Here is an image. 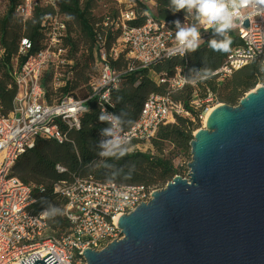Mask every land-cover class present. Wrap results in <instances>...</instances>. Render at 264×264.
Wrapping results in <instances>:
<instances>
[{
    "label": "built area",
    "instance_id": "built-area-1",
    "mask_svg": "<svg viewBox=\"0 0 264 264\" xmlns=\"http://www.w3.org/2000/svg\"><path fill=\"white\" fill-rule=\"evenodd\" d=\"M120 3L119 0H114ZM127 7L119 9L116 17L107 14L95 26L98 76L88 84L86 98H78L67 93L58 99L47 102L46 92L41 82L47 71H51L53 88L65 85L59 80L63 74L73 73V60L69 59L66 20L58 13L55 3L50 0H21L15 13L22 22L28 20L37 5L49 6L52 13L47 14L41 24L43 32L42 49L29 53L31 44L22 39L17 58H24L21 65L13 70L16 94L11 111L0 113V264H26L34 257L41 261L51 255L57 264H86L82 252H99L113 241L122 239L117 228L119 217L130 214L140 204L148 203L154 189L141 185L101 184L90 179H80L71 175L70 180L52 184L55 195L64 199L63 217L70 229L57 235L48 223L46 209L37 208L34 187L23 184L13 175V167L27 151L31 150L39 138L54 140L59 144L69 143V137L62 132L59 123L69 131L80 129V118L89 110L88 102L98 100V107L108 130L101 138L103 152L110 142L118 141L119 149L147 152L157 129L173 122L174 114L183 113L181 106L175 104L168 94L149 95L145 100L139 118L129 128H122L113 113L110 95L118 90L122 76L135 66L146 68L163 59L184 57L186 51L176 39L173 22L158 23L146 13L141 14L145 22L141 26H130L138 14ZM124 3V4H125ZM234 32L240 41L227 55L220 68L213 73L217 81L230 77L232 73L258 62L263 71L264 64V3L252 0L238 9ZM247 23V26H245ZM188 26L187 23L181 22ZM201 40L212 37V29L200 19L197 26ZM102 32H100L99 30ZM118 32L115 41L108 45V34ZM124 56L128 68L117 71L112 62ZM160 83L166 81L160 80ZM178 71L176 78L168 82L169 89L178 90L185 85ZM192 106L204 108L199 116L218 106L216 98L208 93L202 101L194 99ZM203 116V117H202ZM58 174L66 170L56 166ZM188 167L184 168L183 178H187ZM38 190L43 192L42 187Z\"/></svg>",
    "mask_w": 264,
    "mask_h": 264
},
{
    "label": "trees",
    "instance_id": "trees-1",
    "mask_svg": "<svg viewBox=\"0 0 264 264\" xmlns=\"http://www.w3.org/2000/svg\"><path fill=\"white\" fill-rule=\"evenodd\" d=\"M6 1L7 12L0 19V113L2 115H7L11 111L16 94L12 61L17 58L20 42L22 39L28 40L31 44L30 54L42 49L44 36L41 24L45 16L53 11L49 6L37 5L32 16L21 23V19L15 13L21 0ZM50 1L55 3L58 13L66 20L68 29L65 45L69 47V59L72 60L77 51V45L71 37V25L78 30L90 47L95 46V24L92 22L91 13L98 0ZM130 3L138 14L134 21L128 23L130 26L143 25L145 22V18L141 16L143 13L151 16L158 23L179 20L187 25L198 26L200 20L197 19L195 10L193 13L181 10L173 14L171 0H130ZM118 35V32L108 34V45L111 44V40L114 42ZM227 35L233 41L231 49L240 45L234 32H228ZM211 38L201 42L196 51L187 52L184 57L163 59L146 68L135 66L132 71L122 76L120 88L111 93V112L124 129H129L137 121L145 100L152 94L158 96L168 94L175 104L181 106L183 113L188 114H174L172 123L160 126L147 152H130L126 147L123 150L128 154L122 157L120 150L112 155L102 154L101 138L105 136L108 124L100 113L98 100L94 99L88 102L89 110L81 116L78 131H69L65 125L59 123L61 131L68 135L69 143L59 144L54 140L39 138L35 141L34 147L17 161L13 167V175L23 184L34 187L37 208L47 210L48 223L57 235L67 232L70 224L63 217L64 199L53 193V183L70 180L73 175L101 184L162 188L175 176L183 177L184 168L178 169L173 161L179 154H186L189 151V143L193 140L194 132L199 128V116L204 112V108L196 110L192 106L194 99L202 101L210 93L216 98L217 103L221 102L233 107L259 83L264 85V71L258 62H252L232 73L230 77L217 81L213 73L220 68L230 52L213 51L208 46V40ZM23 62L24 58L18 59V65ZM112 67L117 71H124L128 68V63L124 56L120 55L112 62ZM178 71L186 83L181 89L171 91L168 82L176 78ZM149 74L154 78H150ZM51 76L52 72L47 71L41 82L48 103H52L54 101L52 98L57 94L73 95V91L79 88L77 80L68 81L65 87L53 92L49 88ZM209 76L210 78H207ZM163 79L166 83H160ZM86 82L87 79H83L82 85ZM77 93L79 98L87 97V92L84 90H79ZM168 148L171 150L167 152ZM56 166L64 168L66 173L58 174L55 170ZM39 187H42L43 192L38 190Z\"/></svg>",
    "mask_w": 264,
    "mask_h": 264
},
{
    "label": "water",
    "instance_id": "water-1",
    "mask_svg": "<svg viewBox=\"0 0 264 264\" xmlns=\"http://www.w3.org/2000/svg\"><path fill=\"white\" fill-rule=\"evenodd\" d=\"M189 147L187 178L119 217L122 239L86 264H264V86L215 107Z\"/></svg>",
    "mask_w": 264,
    "mask_h": 264
},
{
    "label": "clouds",
    "instance_id": "clouds-1",
    "mask_svg": "<svg viewBox=\"0 0 264 264\" xmlns=\"http://www.w3.org/2000/svg\"><path fill=\"white\" fill-rule=\"evenodd\" d=\"M251 2L252 0H171V10L173 14L181 10L193 13L195 10L197 19H202L212 29V38L208 40V46L213 51L229 53L232 50L233 41L227 33L236 27L235 20L241 18L238 9ZM259 2L264 3V0H259ZM173 23L177 30L176 39L179 45L186 52L196 51L201 40L197 26L195 24L184 26L179 20H175ZM217 36L222 38L217 39ZM261 63L264 64V61ZM116 149H119V142H110L103 154L112 155ZM127 154L123 149H120L121 157Z\"/></svg>",
    "mask_w": 264,
    "mask_h": 264
},
{
    "label": "rangeland",
    "instance_id": "rangeland-1",
    "mask_svg": "<svg viewBox=\"0 0 264 264\" xmlns=\"http://www.w3.org/2000/svg\"><path fill=\"white\" fill-rule=\"evenodd\" d=\"M119 1L120 3L114 0H98L97 1V5L91 13V19H92V22L95 24V26L101 23L102 19L107 14L111 15L112 17H116L117 15L116 13H118L119 9H123L124 7L128 6L127 3H125L127 0H119ZM7 7H8V2L6 0H0V19H2L3 16L6 14ZM190 21L192 23V19H190ZM21 23H24V22H21ZM70 32H71V37L73 38L74 42L77 45V51L74 55V58L72 59L73 64H74V67H73L74 72L71 74H66V73L63 74L62 73L63 70H60L59 73L62 76H58V79L63 80L65 82H68V81L74 82L77 80L78 81L77 83L79 84L78 85L79 88L73 91V95L75 97H78L79 95L77 92L79 90H84L85 92H88V84L92 82L98 76L97 52H96L95 46L93 45L92 47H90L89 43H87V41L84 40L82 36H80L78 30L73 25L70 26ZM209 33H212V31H210ZM112 41L113 40H111V44L113 43ZM12 64L14 65V67H16V65H18V60L14 58L12 61ZM149 76L150 78H154L152 74H149ZM83 79H87V82L86 84L82 85ZM65 85H60L59 87L54 89L52 86V83H50L49 88L53 92H57L60 88L65 87ZM261 86H264V85L262 83H259L256 87H261ZM60 96L61 94H57L55 97L52 98V100H56ZM217 104L218 106L223 105V103L221 102ZM236 106H233V107H236ZM204 119H205V116L201 120L199 119V128L197 130L204 128L205 126ZM170 150L171 148H168L167 152ZM190 162H191L190 147H189V151L186 154H179L178 157H176L173 161L174 166H176L178 169L186 168ZM165 185L162 188H164ZM162 188L152 187L151 189H154L155 191H157Z\"/></svg>",
    "mask_w": 264,
    "mask_h": 264
},
{
    "label": "bare ground",
    "instance_id": "bare-ground-1",
    "mask_svg": "<svg viewBox=\"0 0 264 264\" xmlns=\"http://www.w3.org/2000/svg\"><path fill=\"white\" fill-rule=\"evenodd\" d=\"M210 112H211V111H210ZM210 112H208V113L205 115L204 124H205L206 119H207L208 115L210 114Z\"/></svg>",
    "mask_w": 264,
    "mask_h": 264
},
{
    "label": "crops",
    "instance_id": "crops-1",
    "mask_svg": "<svg viewBox=\"0 0 264 264\" xmlns=\"http://www.w3.org/2000/svg\"><path fill=\"white\" fill-rule=\"evenodd\" d=\"M127 1H130V0H127Z\"/></svg>",
    "mask_w": 264,
    "mask_h": 264
}]
</instances>
